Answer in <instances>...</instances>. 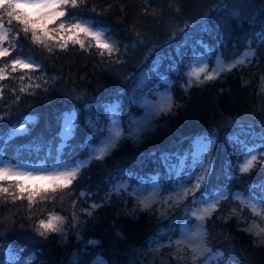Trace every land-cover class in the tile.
Listing matches in <instances>:
<instances>
[{
    "label": "trees",
    "instance_id": "obj_1",
    "mask_svg": "<svg viewBox=\"0 0 264 264\" xmlns=\"http://www.w3.org/2000/svg\"><path fill=\"white\" fill-rule=\"evenodd\" d=\"M68 12V17L48 24V28L62 21L74 23L71 14L75 13L80 19L94 20L97 26L105 27L115 38L118 51L111 56L105 51L102 56L95 41L82 34L79 38L84 40L85 48L69 41L67 48L61 49L63 41L57 32L50 33L54 39L47 41L50 52L34 44L30 34L20 32L13 40L19 26L15 21L9 25L5 19L4 26L11 28V43H4L10 52L4 60L32 57L41 66L35 71L17 68L13 72L8 62L6 78L0 80V149L4 157L15 162L86 160L94 155L90 148L101 138L97 127L106 129L111 125L108 107L118 104L122 125L129 128L130 120L143 117L137 105L155 100L157 92L153 96L147 93L161 79L173 81L171 90L178 107L156 118L139 140L122 139L103 160L93 159L70 189L49 193L51 199L36 197L29 208L27 193L15 202L11 197L5 201L0 195V260L9 248H14L23 256L34 253V264H69L74 253L80 254L83 264H92L97 257L108 264H178L170 258L169 249L154 256L149 244L154 237H163L164 243L169 237L174 239L182 223L179 215L172 212L160 219L139 210L128 214L134 207L130 197L125 203L113 196L112 202L98 208L94 217L80 213L82 225L69 230L66 241L58 233L45 239L37 235L35 227L51 212L68 217L70 223L71 201L79 191L98 193L88 202L99 201L124 176L130 178L132 186L154 175L167 185L168 167L162 157L169 156L168 164L174 165L192 150L197 138L208 134H212L213 141L204 155L212 162L208 190L212 191L213 185L233 192L251 190L263 198L258 185L264 184V164L241 174L238 165L242 153L228 138L234 134L244 138L246 133L255 135L264 130V93L260 91L264 43L256 39V34L264 30V0H85L78 9L69 8ZM249 42L256 49L250 66L233 69L199 86L194 84L187 92L183 90L186 65L202 50L200 44L213 55L229 59ZM37 84L40 87H35ZM145 84L141 93L138 89ZM22 87L24 92L20 91ZM163 87L161 84L159 90ZM74 109L78 117L73 136L58 149L60 120ZM27 116H35V123L26 132L13 135L12 130L20 127ZM0 183L14 184L10 180ZM36 185L47 184L27 186ZM229 203L206 221L213 248L224 253V264H264V245H254L256 237L241 230L253 220L264 226V220L246 208L243 219L232 216L225 220L223 217L233 207L239 210L237 202ZM84 206L78 203L77 211ZM77 231L80 240L76 239ZM89 240L98 243L88 245Z\"/></svg>",
    "mask_w": 264,
    "mask_h": 264
},
{
    "label": "snow or ice",
    "instance_id": "obj_2",
    "mask_svg": "<svg viewBox=\"0 0 264 264\" xmlns=\"http://www.w3.org/2000/svg\"><path fill=\"white\" fill-rule=\"evenodd\" d=\"M85 0H0V57L9 56V49L3 47L4 43L9 40V32L11 28H5L4 23L7 19L9 25L13 21L19 26L17 33L12 39H18L20 32L25 36L30 34L34 44H41L48 48L47 41L54 39L50 33H61L60 39L63 41L59 44L61 49H66L68 42L79 44L81 48H85L83 39H80L82 34L85 37H90L95 41L96 46L100 49V55H104L107 51L109 56L118 51L114 42H110L111 38L107 36L105 29L97 27L95 21L81 20L75 13L71 14V19L74 23L62 21L55 28H48V24L55 23L62 18L68 17V9H78ZM67 36L65 37V35ZM256 39L259 43H264V30L256 34ZM91 46V45H89ZM256 56V49L249 42L243 51L237 53L233 58L228 59L223 55L216 56V62L211 65V61L203 56H193L192 63L186 65L188 71L184 73L187 78L185 84L181 85L183 90L187 92L194 84L199 86L208 81L218 79L223 73H230L233 69H242L252 64L253 58ZM119 62V61H117ZM38 65L34 64L29 59L17 57L11 61V70L15 72L17 68L29 69L35 71ZM5 68H0V80L5 79ZM176 71H179V66ZM21 80L24 77H20ZM148 83H152L149 81ZM173 81L161 79L152 85V89L148 91V96H153L154 92L159 91L161 84L165 86L164 92L160 94L158 101L144 102L137 105L143 111V117H134L129 121V128H124L117 120L113 119L111 125L102 129L97 127L96 132L102 137L95 147H91L90 151L94 155H90L86 160L77 161L75 163L65 162L58 164L55 169H48L47 174L41 170H21L18 165L10 162L0 161V181H5L10 178H17L16 182L9 186H4L0 183V195H3L5 201L11 197L12 202L18 199H24V193H27L29 208L35 202V198L40 200L51 199L49 193L55 194L58 191L63 192L68 190L77 181L81 175L82 169L86 168L93 159L103 160L110 155L111 150L118 146V142L122 139L133 138L139 140L142 133L152 127V122L161 115H167L172 112L175 104L170 85ZM35 87H40L39 84ZM145 84L138 90L143 93ZM26 89L21 88L24 92ZM260 91L264 93V75L260 77ZM119 106H113L112 112L114 116L118 114ZM115 128V131H113ZM27 129L23 125L19 129H13L12 134L26 132ZM107 132V135L104 133ZM208 144H211L212 134H208L203 138ZM241 153L243 162L239 163V172L241 174L251 173L258 165L264 164V130L258 134L251 132L246 133L244 138L240 135H233L228 138ZM258 141V142H257ZM204 153L195 159L190 167L187 159L182 162L178 159L175 165L168 164L169 156H163L168 167L169 181L167 185H162L158 182L159 177L149 178L151 181L141 180L140 183L145 187L141 188L140 183L136 187H132L129 183V177L124 176L114 182L111 187L105 192L99 201L93 199L89 203V199L97 196L98 193H93L91 190L79 191L76 199L71 201L73 208L71 221L69 218L51 212L46 219H39L35 231L37 235L47 239L51 233H58L66 241L69 230H77L81 227L82 221L80 213L85 217H94L98 208L105 207L112 202L113 196L117 199L128 202L130 197L134 207L132 213L137 210L158 215L160 219L167 218L170 213L176 212L182 221L180 225L179 235L173 239L169 237L167 243L162 242L163 237H156L149 244V250L155 255H159L162 249H169V255L172 260L178 264H224V253L218 248L214 249L209 230L205 227V222L209 220L213 214L222 206L223 203L231 200L239 204V210L233 207L227 217L237 216L241 219L242 212L246 208L254 217H259L264 220V198L257 199L251 190L233 192L229 188H216L214 185L212 191H209L207 185L209 176L212 172V162L210 159H204ZM198 165V167H197ZM235 169L232 170L234 175ZM172 176L176 179L173 180ZM33 181H48L46 186L29 187L21 182ZM261 193H264V184L258 185ZM10 188L16 191H10ZM147 192V194H145ZM71 194V193H70ZM78 203L86 205L80 207L77 211ZM67 225V228L65 227ZM244 232L256 237L253 241L254 245H264V226H261L256 220H253L247 227L241 229ZM159 236V233H157ZM81 234L76 232V239L80 240ZM98 241L89 240L88 245H95ZM154 245V246H153ZM35 254H29L24 257L16 249L9 248L7 252V260H0V264H34ZM69 264H83L79 253H74ZM92 264H107L102 257H97L92 261Z\"/></svg>",
    "mask_w": 264,
    "mask_h": 264
},
{
    "label": "rangeland",
    "instance_id": "obj_3",
    "mask_svg": "<svg viewBox=\"0 0 264 264\" xmlns=\"http://www.w3.org/2000/svg\"><path fill=\"white\" fill-rule=\"evenodd\" d=\"M81 20H82V19H81ZM84 21H86V20H84ZM99 28H103V29L107 30L105 27H99ZM106 34H107L108 37L111 38L110 42H114V45H115V47L117 48V42H116L115 38L112 37V36H110V35L108 34L107 31H106ZM3 47H4V45H3ZM201 51H203V50L199 49V50L197 51V55H196V57L203 56L205 59H208V60L211 61V65H210V67H211L212 65H214L215 62H216V57L211 56V55L209 54L208 50H206V52H201ZM200 52H201V53H200ZM21 58L29 59V60H31L32 62H34V64L38 65V64L36 63V61L33 60V59L30 58V57H21ZM230 59H231V58H230ZM7 63H8V62H5V60H4L3 57H0V68H3L4 66H6ZM38 67H39V65H38ZM163 92H164V88L158 93V95L156 96L155 101H158V100H159V98H160V94L163 93ZM113 106H116V105H113ZM113 106H112V107H113ZM112 107H110V109H109V114H110L112 120L115 118V119H117V120L119 121V111H118V114H116V115L114 116V113L112 112ZM73 119H74V118H71V117L68 116V117H67L65 120H63V122H62V136H63V139H64V140L71 136V132H72V129H73V123H72V122H73ZM25 123H28V121L26 120ZM23 126H24V128L27 129V127L25 126V124H23ZM113 131H115V128H113ZM207 145H209V144H207ZM207 145H206V141H205L203 138H198L197 141L195 142L194 147H193L192 150H191V153L188 154V155H185V156L181 157L179 160L182 162L184 159H187L188 166L190 167L193 163H195V159H196L197 157H199V156L201 155V153H204V154L206 153V146H207ZM0 161H3V162H10L11 164L18 165V166L20 167L21 170H37V169H38V170L43 171L44 174H47V170H48V169H55V168L57 167L58 164H63V163H65V162H59V163H56V164H53V165H50V166H47V165L44 164V163H24V162L13 163V162H11V161H9V160L4 159V158L2 157L1 154H0ZM76 162H77V161H76ZM242 162H243V158H242L241 163H242ZM71 163H75V162H72V161H71ZM197 167H198V165H197ZM154 177H157V176H154ZM12 179L15 181L17 178H10V179H8V180H12ZM175 179H176V177L174 176V179H173V180H175ZM21 181H23V180L21 179ZM148 181H149L148 186L150 187V185H151V181H150V180H148ZM24 183H29V185H31V184H33V183H44V184H48L49 182H48V181H33V180H28V181H24ZM130 184H131V183H130ZM132 187H136V185H133ZM140 187H141V188H144L145 185H144V184H143V185H140ZM145 194H147V192H145ZM253 195H254V194H253ZM255 196H256V195H255ZM256 197H257V199H260L258 196H256ZM226 204H227V205L230 204L229 201L223 203L222 205H226ZM175 238H177V237H175ZM26 257H27V256H26ZM107 264H108V263H107Z\"/></svg>",
    "mask_w": 264,
    "mask_h": 264
},
{
    "label": "bare ground",
    "instance_id": "obj_4",
    "mask_svg": "<svg viewBox=\"0 0 264 264\" xmlns=\"http://www.w3.org/2000/svg\"><path fill=\"white\" fill-rule=\"evenodd\" d=\"M143 97H146V95H143Z\"/></svg>",
    "mask_w": 264,
    "mask_h": 264
}]
</instances>
